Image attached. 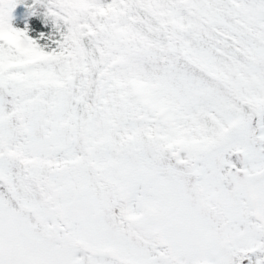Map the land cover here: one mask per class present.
Here are the masks:
<instances>
[{
	"label": "snow or ice",
	"instance_id": "1",
	"mask_svg": "<svg viewBox=\"0 0 264 264\" xmlns=\"http://www.w3.org/2000/svg\"><path fill=\"white\" fill-rule=\"evenodd\" d=\"M0 264H264V0H0Z\"/></svg>",
	"mask_w": 264,
	"mask_h": 264
}]
</instances>
